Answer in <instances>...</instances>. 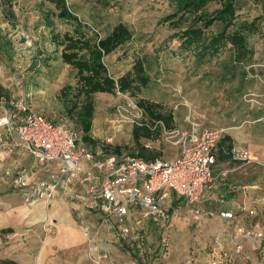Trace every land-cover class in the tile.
Masks as SVG:
<instances>
[{"label": "rangeland", "instance_id": "obj_1", "mask_svg": "<svg viewBox=\"0 0 264 264\" xmlns=\"http://www.w3.org/2000/svg\"><path fill=\"white\" fill-rule=\"evenodd\" d=\"M66 1L76 16L89 28L93 27L101 37L108 35L119 23L130 28L134 34L133 41L106 57L105 64L110 75L118 80L133 70L137 60L144 62L149 83L147 86L134 87L131 96L128 95L140 106L142 103L145 107L152 106L155 115L153 120L162 122L167 130H188L191 123L197 124L199 130L229 131L230 128L241 126L246 133L249 129L250 135L264 138V123H253L264 111L251 109L244 101L247 93L264 95V73L261 75L259 68L255 67L251 69L254 74L244 79L243 66L230 71L229 53H223L217 60L201 68L196 67L193 56L188 53L173 55L174 50L171 49L178 43V40L171 39L175 31L160 22L167 11L166 0ZM11 7L13 18L9 20L4 14L5 8L0 6V29L6 30L7 38L12 42L15 51L10 60H0V86L10 93L7 105L26 100L28 108L43 120L57 125L64 124L77 132L79 147L92 152L98 158L101 155L105 158L115 157L117 148L120 149V156L116 157H132L136 149L132 137L134 127L130 122L119 119L116 114L117 108L125 103V99L117 94L96 93V111L88 134L82 132L75 117L71 118L68 113L72 100L74 101L73 96L80 88L79 78L77 70L66 65L61 58L63 44L56 43L53 38L58 36L63 41L70 36L77 40H94L91 32L82 30V33L76 34L72 25L56 18L54 6L48 0H13ZM263 16L264 2L255 4L249 1L241 11L243 19ZM261 32L250 39L257 55L252 64L258 63L259 53H264V28ZM89 51V48L83 47L73 50L77 55L76 59L84 55L89 58ZM3 104L4 101L0 102V116L4 111ZM5 108L8 109L7 106ZM144 108L142 107L145 118L150 121L151 115ZM246 133L245 135H249ZM157 134V140L163 141V130L158 129ZM16 140V135L8 140L10 147L14 145L13 152L8 156L7 151L0 149V161H4L0 165L3 168L12 170L7 163L14 155L28 158L22 148L16 145ZM161 147L155 145L156 150ZM166 148V151L178 150L172 145ZM84 162L81 161L79 167L82 168ZM261 166L264 168V165ZM22 168L31 171L33 176L32 168L25 165ZM4 177L8 186L3 188L0 184V230L12 229L13 233L0 235V261L13 260L19 264H74L73 254L67 252V248L59 245L57 241L58 223H67L66 210H55L50 203H42L41 206L37 202L27 203L19 189L13 186L12 177ZM81 180L83 178L78 183L84 187L86 182L80 183ZM4 205L10 207L6 214L2 213L5 210ZM18 217L20 218L17 219ZM180 217L182 226L193 230L194 225L186 214ZM135 223L133 219L132 224ZM174 227L178 230L176 225ZM143 228V231L134 229L131 238L120 240L121 244L126 245L125 248L133 260L140 262L139 264H163L168 257L171 260L170 253L173 249L169 247L172 245V235H169V239L162 237L159 228L149 225L147 221H144ZM220 230L223 231L222 228ZM189 232L192 235L193 231ZM131 239L133 242H140V247L137 246L139 252L135 244L129 242ZM188 242L190 238L186 243ZM189 244H193V240ZM109 264H115L112 253Z\"/></svg>", "mask_w": 264, "mask_h": 264}, {"label": "built area", "instance_id": "obj_2", "mask_svg": "<svg viewBox=\"0 0 264 264\" xmlns=\"http://www.w3.org/2000/svg\"><path fill=\"white\" fill-rule=\"evenodd\" d=\"M116 94L125 99V103L116 110L119 119L130 122L133 127L146 126L153 133L158 129L163 130L164 142L180 146V155L174 160L159 159L151 163L129 156L105 158L101 155L98 158L79 147L77 132L64 124L57 125L43 120L22 99L12 103L13 109L3 107L4 111L0 116V149L7 151L6 156L12 153L14 145L10 147L8 140L16 135V145L22 148L25 155L32 157L37 164H58V173L48 180L35 182L31 171L25 168L11 170L0 165V174L11 176L13 185L19 189L23 199L34 204L52 200L60 188L80 174L81 161L93 163V167L103 172L104 177L99 188L90 190L91 202L88 208L101 212L106 221L115 218L119 236L123 240L132 236L128 226L129 209L132 206L140 210L144 220L156 226L167 224L169 215L181 208L186 209V216L193 223L210 218L209 214L200 210L199 204L214 181L216 149L228 131L211 129L200 133L194 123H191L188 130L169 131L160 121L147 123L145 111L131 95L120 91ZM263 99L264 95H257L255 92L244 97L251 108L262 111ZM253 123L263 124L264 114ZM108 143L111 144V141ZM146 148H151V145H146ZM229 153L233 162L245 165L254 162L247 149L232 147ZM0 162L4 164V161ZM90 178L94 179L92 176ZM177 201H181L184 207L174 208ZM220 218L233 220L234 215L224 212L220 214ZM229 238L237 253L241 250V240L259 241L262 244L260 259L264 263V233L259 225L240 230V241H236L233 235ZM223 256L227 257L226 254ZM109 259L111 260V253L107 251L101 260L110 262Z\"/></svg>", "mask_w": 264, "mask_h": 264}, {"label": "crops", "instance_id": "obj_3", "mask_svg": "<svg viewBox=\"0 0 264 264\" xmlns=\"http://www.w3.org/2000/svg\"><path fill=\"white\" fill-rule=\"evenodd\" d=\"M241 129V126L230 128L216 149L218 160L213 167L214 181L199 204L200 210L209 214L210 218L199 223H193L188 219L194 225L193 230L190 227H183L180 220L182 218L180 216L186 214V209L183 208L177 210L175 214L171 213L167 224L157 226L162 237L166 236L169 239V235L170 237L172 235L173 239L169 247L173 249L170 250L171 260L168 257L163 264H264L260 259L262 244L256 240L240 239V230H247L254 225H259L264 233V168L261 166L264 165V138L250 135L249 129L247 131L249 135H245L246 131ZM204 130L200 128L199 132L202 133ZM155 145L162 146L158 150L162 153L161 159L172 160L180 155V146L172 145L178 148L173 152L166 151V146L171 145L164 140L152 142V148L156 149ZM228 145L245 147L251 153L254 162L245 165L224 157ZM24 165L34 170L32 179L35 182L48 180L58 173V164H35L30 156L24 159L14 155L7 163L13 170ZM90 176L94 179L91 180ZM103 177L104 173L95 169L93 163L85 161L80 168V174L60 188L52 200H42L36 204L41 206L42 203H50L55 210L58 208L66 210L67 223H58L57 241L59 245L67 248V252L73 254L74 264H109L101 260L107 251L112 253L115 264H139L140 262L133 260L125 249V244L120 243L121 237L115 218L106 221L101 212L88 208L91 202L89 192L93 188H99ZM80 178H83L80 183L86 182L84 187L78 183ZM6 182L7 179L1 176V187L6 188L8 186ZM9 208L4 205L5 210L2 209V213L6 214ZM224 212L232 213L234 219H221L220 214ZM251 213L254 215L250 216ZM133 219L136 221L135 224H132ZM144 221L152 226L150 221L142 218L140 210L132 206L128 218L132 234L134 229L144 230ZM189 231H193L192 235ZM230 235H233L236 241L241 240L239 253L229 241ZM189 238L190 242L186 243ZM142 240L144 241V238ZM191 240L193 244H189ZM163 248L167 249L164 246ZM224 254L227 255L226 258Z\"/></svg>", "mask_w": 264, "mask_h": 264}, {"label": "trees", "instance_id": "obj_4", "mask_svg": "<svg viewBox=\"0 0 264 264\" xmlns=\"http://www.w3.org/2000/svg\"><path fill=\"white\" fill-rule=\"evenodd\" d=\"M48 1L53 4L54 15L59 21L72 25L74 31L77 32L76 34L82 33V30H87L94 37V40L86 39L85 41L77 40L70 36L65 37L63 41H60L58 36L53 38L56 43L60 42L63 44L64 51L61 54V58L66 65L77 70L79 78L80 88L73 96L74 101L72 100L71 109H68V113L71 118L75 117L76 123L82 129V132L88 134L91 131V123L94 120L96 111L94 99L96 93L112 95L120 91L130 94L134 87L147 86L149 77L142 60H137L133 70L118 80L110 75L105 64L104 59L106 57L133 41L134 34L126 24H117L108 35L101 37L100 33L95 31L93 27L89 28L76 16L66 0ZM249 1L255 4L264 2V0H166L167 11L160 22L175 31L171 39L178 40V43L171 49V51L174 50L173 55L180 56L188 53L193 56L196 67L201 68V66L204 67L217 60L223 53H229V60L231 61V65H229L230 71H234L238 66H243L242 76L245 79L254 74L251 73V69L259 66L257 68H259L262 75L264 73V53H259L258 63L252 64L254 57L257 58V55L253 46H251L250 39L258 32H261V30L263 31L264 16L253 17L252 19L241 18V11ZM12 4L13 0H0V6L3 9L5 8L4 14L9 20L13 18ZM81 47L90 49L89 52H92V54L89 53V58L84 55L82 58L76 59L77 55L73 50ZM14 54V46L7 38L6 30L0 29V60L12 58ZM247 70H249L248 73L246 72ZM256 77L259 78L260 75ZM240 91L242 90L240 89ZM8 93L4 87L0 86V102L4 101L3 107L7 106L9 109H13L12 105H7L10 94ZM141 106L144 108V103ZM144 109L150 113V121H152L155 116L152 106ZM150 121L146 120L147 123L151 124L157 122L155 120ZM132 137L136 143V149L132 157L147 163L162 158L161 151L152 148V146L151 148H146V145L142 143L144 141L148 142L147 144H152V142L156 141L158 139L157 131L153 133L146 126L134 127ZM232 147V145L227 146L224 157L230 158L229 152ZM119 151L120 149L117 148L116 156H120ZM217 160L218 155L216 153V163ZM2 176H4V173ZM13 186L18 189L15 185ZM173 206L174 208H179L184 205L181 201H177ZM151 224L156 226L152 222ZM12 233V229L0 230V235ZM129 242L135 244L136 250L139 252L140 249L137 246L140 247V242H133V239L129 240ZM0 264L19 263L13 260H3L0 261Z\"/></svg>", "mask_w": 264, "mask_h": 264}, {"label": "bare ground", "instance_id": "obj_5", "mask_svg": "<svg viewBox=\"0 0 264 264\" xmlns=\"http://www.w3.org/2000/svg\"><path fill=\"white\" fill-rule=\"evenodd\" d=\"M80 168H81V167H80ZM40 202H41V201H40ZM37 203H38V202H37ZM28 207H30V206H28ZM33 207H34V206H33ZM18 208H20V207H18ZM38 209H39V208H38ZM45 209H46V208H45ZM30 210H31V209H30ZM16 212H17V211H16ZM19 212H20V210H19ZM10 213H11V212H10ZM11 214H12V213H11ZM11 214H10V215H11ZM14 214H15V213H14ZM17 214H18V212H17ZM17 214H16V215H17ZM23 214H25V213H23ZM16 215H15V216H16ZM13 216H14V215H13ZM20 216H21V215H20ZM19 218H20V217H18L17 219H19ZM11 219H12V217H11ZM17 219H16V220H17ZM27 219H28V218H27Z\"/></svg>", "mask_w": 264, "mask_h": 264}]
</instances>
